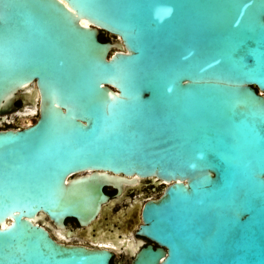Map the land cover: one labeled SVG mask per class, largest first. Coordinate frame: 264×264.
Here are the masks:
<instances>
[{
  "label": "water",
  "instance_id": "water-1",
  "mask_svg": "<svg viewBox=\"0 0 264 264\" xmlns=\"http://www.w3.org/2000/svg\"><path fill=\"white\" fill-rule=\"evenodd\" d=\"M9 113L0 264H109L40 221L139 179L159 246L130 264H264V0H0Z\"/></svg>",
  "mask_w": 264,
  "mask_h": 264
},
{
  "label": "flooded vegetation",
  "instance_id": "flooded-vegetation-1",
  "mask_svg": "<svg viewBox=\"0 0 264 264\" xmlns=\"http://www.w3.org/2000/svg\"><path fill=\"white\" fill-rule=\"evenodd\" d=\"M15 105L21 108L20 101H16ZM19 117L11 113L0 115V129L11 127V122ZM158 188L159 185L149 179L123 183L120 188L104 186L103 192L108 199L100 204L92 217L80 219L67 216L61 224L45 216L40 223L43 222L49 235L57 242L107 249L111 252L109 264H130L141 248L159 246L140 232L141 208Z\"/></svg>",
  "mask_w": 264,
  "mask_h": 264
},
{
  "label": "trees",
  "instance_id": "trees-1",
  "mask_svg": "<svg viewBox=\"0 0 264 264\" xmlns=\"http://www.w3.org/2000/svg\"><path fill=\"white\" fill-rule=\"evenodd\" d=\"M99 40H101V41H106V40H108V37H107L106 34H100V35H99Z\"/></svg>",
  "mask_w": 264,
  "mask_h": 264
},
{
  "label": "rangeland",
  "instance_id": "rangeland-1",
  "mask_svg": "<svg viewBox=\"0 0 264 264\" xmlns=\"http://www.w3.org/2000/svg\"><path fill=\"white\" fill-rule=\"evenodd\" d=\"M161 189H162V185H159V188L157 189V191H156V196L161 192Z\"/></svg>",
  "mask_w": 264,
  "mask_h": 264
}]
</instances>
